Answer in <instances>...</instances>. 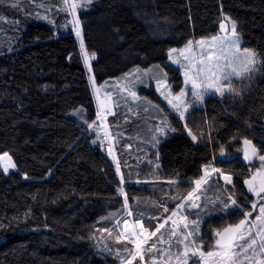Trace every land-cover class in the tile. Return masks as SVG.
I'll return each mask as SVG.
<instances>
[{
    "label": "trees",
    "instance_id": "obj_1",
    "mask_svg": "<svg viewBox=\"0 0 264 264\" xmlns=\"http://www.w3.org/2000/svg\"><path fill=\"white\" fill-rule=\"evenodd\" d=\"M56 2L0 0V155L7 152L17 168L5 174L0 162V264H118L125 247L101 243L100 232L126 205L113 161L86 131L97 105L80 42L58 33L60 20L36 18L52 15ZM80 18L98 84L159 66L178 88L170 50L214 36L225 20L236 22L244 46L264 62V0H94ZM203 118L199 141L182 130L162 143V180L147 183L137 205L130 197L135 218L147 226L157 222L159 200L186 195L205 166L232 174L238 199L247 198L252 162L243 161L241 148L248 139L264 155V67L241 97L210 98ZM214 192L213 219L224 221L227 203Z\"/></svg>",
    "mask_w": 264,
    "mask_h": 264
},
{
    "label": "rangeland",
    "instance_id": "obj_2",
    "mask_svg": "<svg viewBox=\"0 0 264 264\" xmlns=\"http://www.w3.org/2000/svg\"><path fill=\"white\" fill-rule=\"evenodd\" d=\"M70 2L71 0H69V3ZM64 7V0H58V2L49 8L52 15L50 14L49 16L46 14L47 12L42 11L36 14V18L38 20L53 24H56L60 20L62 25L57 29L58 33L71 32L80 42V38L76 35L73 14L70 9L68 11L63 10ZM89 7L90 5L87 8ZM87 8H77L75 12L76 18H78L80 21L82 37L84 30L82 27L83 21L80 18V13L85 11ZM3 17L5 18V15L1 14L0 19ZM44 17H47V19ZM2 21L4 20L2 19ZM222 24L225 25V27L221 28L220 32L214 36L199 39H189V41H192V49L190 51H184L182 53V50L185 49L189 42L188 41L184 46L180 48H174L176 49V52L171 53V55L169 52V63L178 70V73L182 78L181 86L178 88H176L177 84L170 77L169 72L159 66L146 69L136 68L132 72L127 73L122 77L110 79L106 82H103L102 84H98L92 73V54L88 52L83 41V49L81 48V50L84 54V57L85 52L88 54V59L85 60L88 70L89 64L91 65L89 78L97 105V116L93 121H89L86 126V131L88 132L89 136L92 137V141H94V143L98 145L100 149L113 161L120 181L119 193L122 195L124 201L125 197L127 198V205L125 204L126 209L123 215L117 218L112 226L105 228L100 232L101 243L107 244L108 241H113L116 244L117 237L120 236V242L117 243H121L125 249L127 248L134 250V245L131 244L128 239H125V237L130 234L129 230L138 231V229H136L137 221L142 222L143 225L151 232L155 229L156 225L162 223L164 219L171 215V212L175 210L178 215L173 217V220L179 222L181 216L187 215L189 221L197 220L199 222V234L190 239H195L197 244H199V242L202 240L203 250L207 252L213 249L214 241L217 238L215 236V232L217 230H222L229 225H235L239 223L240 220L245 219L246 213L251 212V216L248 217V223L243 229L245 233L250 230L251 236L246 235L245 240L239 241V243L244 244L246 241L252 238L257 239L258 243L253 247V249H249L247 253L249 259H244L243 264H261V262L264 261V252H262L260 249L261 238L257 235V233L264 231V220H257V217L259 216V208L264 206V198H262L264 197V193H261V197H257L254 193L248 191L245 183L248 196L246 199L241 201L238 199L239 193L234 186L233 175L224 172L221 168H218L214 165L209 166L210 168L214 167L219 169L225 175L231 176L232 182L227 183L219 173H212V175L208 178V182L203 184L201 190L197 193L199 199L196 200L195 203L199 204L198 208H189L187 206V204L191 203V201H188L187 203L184 201V197L187 194L182 196L180 199H177V201L172 206H170L168 202L174 197L170 196L167 202L159 200L160 204L157 207L158 214L156 217L157 222H150L147 226L143 219L135 218L131 206V196L137 205V203L140 201V198H138L140 197V194L146 195L148 193L145 190V188H147V183L162 180V159L160 153V147L162 143L170 136L176 135L182 130L188 134L189 129L194 135H197L196 141H199L200 139L197 129L199 127V121H203L204 119L203 115L204 111L207 110L209 99L217 98L219 100H227L237 96L228 92H225V94L221 96L219 93H215L214 91H208L204 93L203 101L198 102L193 96L191 84L185 85L184 82V73L186 71L185 66L190 68L192 64H195L196 68H199L201 65L198 63V60L203 56H206L209 53H214L215 55L213 58L215 59V56L221 55V49H223L226 53L229 52V41L224 39V37L230 35L232 21L226 22L225 20L222 22ZM4 27H6V25ZM3 30V25H0V35L3 33ZM212 37H221V39L213 42L211 40ZM199 40H205L208 43L203 48H201L197 44V41ZM240 48L241 51L244 48H247L244 46L241 37ZM227 59L232 60V55L229 54ZM225 62L226 61H221V63ZM235 66L239 67L238 64H235ZM257 67H260V65ZM259 75L260 71L253 73L250 79L247 77L243 79L232 77L231 83L233 87L239 90L241 93L238 95V97H241L245 92L249 91L254 84L257 83ZM157 81L161 82L159 86ZM167 88H170V99L177 96L182 90L185 92L182 101L173 100V103L180 105L181 110H183L184 106L190 105V107H188L187 111L185 112V118L183 120L180 119L179 113L172 107L171 104L168 103V100H166L165 97L161 95V92H166ZM130 92H135L139 99L134 100L131 95H129ZM154 96L158 97L159 100H156ZM162 121H166L167 124L171 126V128L175 129V131L165 128V135H160L157 129L160 127H165V124L162 123ZM212 123H209L210 128L213 126ZM185 125H187V127H185ZM154 137L160 142L156 143ZM221 148H223V155L227 154L226 148ZM244 150L245 144L243 141L241 156L244 162H248L244 158ZM262 163L264 162H261L258 158H256L255 161L248 165V173L244 179V182L247 179L252 178L256 173L260 172L261 175H257L255 180L256 185L259 186L261 181L264 180V170H262L260 167ZM117 165H119V172L117 171ZM125 169L128 172L127 174ZM8 173L10 174L11 172H6L5 174ZM121 176L123 177V183H121ZM167 182L172 183L171 181ZM220 184L222 185L223 189L218 187ZM232 185L234 188L229 190ZM194 187L195 185H193L188 192L192 191ZM120 189H123V192H121ZM214 190L219 192L220 201H222V203L224 201L227 203V207H224L225 211L222 213L223 217H225L224 221H216L213 219L217 216L212 207V205L216 207L215 204L217 200L211 201V195L215 193ZM177 195L178 193L175 196ZM230 196L232 199L236 200V205L232 204V200L229 199ZM181 203H185L184 209L177 207V205ZM253 203H256L257 205L255 209L252 208ZM164 207L169 209L167 213L163 211ZM129 211L131 212V215H129ZM125 221L127 222V229ZM205 221L209 222L207 223L206 228H202L203 230L201 232V226ZM172 228V222L169 221L168 224H166L165 227L157 233L156 237H152L142 247L141 251L144 254V259L140 260V258L137 257L136 260L132 261V264H178L174 254L182 250L183 245H178L175 243L177 239L181 238L179 235L170 237V231ZM192 229L193 226L191 224H189V229L187 230L183 228V224L180 225L181 232L186 233ZM160 237L163 238V241H168L169 243L161 242L159 240ZM154 242L156 243V248L160 251H146V249ZM124 251L125 254L127 253V255L120 257L118 259V264H128V260L131 259L130 252L126 250ZM236 251L239 252L240 249L237 248ZM161 253L167 254L162 255ZM188 264H193L192 259H189ZM237 264H240L239 259H237Z\"/></svg>",
    "mask_w": 264,
    "mask_h": 264
},
{
    "label": "snow or ice",
    "instance_id": "obj_3",
    "mask_svg": "<svg viewBox=\"0 0 264 264\" xmlns=\"http://www.w3.org/2000/svg\"><path fill=\"white\" fill-rule=\"evenodd\" d=\"M93 3V0H71L69 3V0H64L65 7L63 10L68 11L71 10L73 14V18L75 21V28H76V35L80 38V44L81 48L83 49V37L81 35V29H80V21L78 18H76V9L77 8H87L89 5ZM15 6V5H13ZM47 19V17H44ZM225 25L221 24V28H224ZM221 37H212L211 40L213 42L220 40ZM224 39L229 41V52H224L223 49H221V55L215 56L214 53H209L206 56H203L201 59L198 60V63L201 65V67L196 68L195 64H192L190 68L186 67V71L184 73L185 76V85L191 84L192 90H193V96L198 102H202L204 99V93L208 91H214L215 93H219L221 96L225 94V92L231 93L233 95H240L241 93L239 90L233 87L231 80L232 77L243 79L245 77L251 78L253 73H256L260 71V67H257L260 65L261 67H264V62H262L258 54L250 50L248 48H244L241 51L240 48V37L237 33V24L236 22H232L231 24V31L230 35L224 37ZM208 42L205 40H199L197 41V44L203 48ZM192 49V41H189L186 45L185 49L182 50V53L184 51H190ZM176 52V49H172L170 51L171 53ZM231 54L233 59L228 60V55ZM239 54V55H237ZM92 59L95 58V53L91 56ZM85 59H88V54L85 52ZM221 61H226L225 63H221ZM178 62V61H177ZM235 64H238L239 67L235 66ZM230 69V70H226ZM89 71H91V65L89 64ZM191 72V74H190ZM166 78V74H165ZM226 82V83H225ZM160 81H157L158 86L160 85ZM170 88H167L166 92H161V95L165 97L166 100H168V103L172 105V107L179 113V117L181 120L185 118V112L187 111V108L190 107V105L184 106L183 110H181L180 105L177 103H173V100L176 101H182L183 96L185 95V92L182 90L177 96L173 98H169L170 96ZM129 95L136 100L139 99V97L136 95L135 92H130ZM150 103V102H148ZM162 123L165 124V127H160L157 129L158 133L160 135H165V128H169L171 131H175L174 128H171L169 124H167L166 121H162ZM187 127V125H185ZM188 134L191 136L193 141L197 140V135H194L191 130H188ZM201 135H203L201 133ZM156 143H159L160 141L156 139ZM245 150H244V158L246 160H252L253 158H258L261 162H264V155L259 154V150L252 144L251 140L245 139ZM221 155H223V148H221ZM158 156V154H157ZM0 162H3V171L6 173L8 172L9 168H15V163L12 162V157L7 153H3L0 155ZM261 169L264 170V163L261 164ZM117 171L119 172V165H117ZM212 173H219L223 179L227 183L232 182L231 176L225 175L223 172H221L219 169L205 166L204 168V175L201 176L199 179H196L193 183L195 187L192 189V191L188 192L187 195L184 197L185 203L188 201H191V203L187 204L189 208H198L199 204L195 203L196 200L199 199V196L197 193L201 190V187L203 184H206L208 182V178L212 175ZM261 175L260 172L253 175L251 180H246L245 183L248 185V191L254 193L257 197H261V193H264V180L261 181L259 186L253 183V181L256 180V176ZM27 178V177H25ZM121 183H123V177L121 176ZM121 192H123V189H120ZM178 197H173V199H177ZM264 198V197H262ZM229 199L232 200V204L236 205L237 202L235 199H232L230 196ZM185 203H181L177 205L178 208L184 209ZM125 204L127 205V198L125 197ZM227 207V205H226ZM257 207L256 203L252 204V208L255 209ZM163 211L167 213L169 209L167 207H164ZM129 215H131V212L129 211ZM178 213L173 210L171 212V215H169L162 223H159L155 226V229L153 231H149L148 228H146L143 223L140 221L136 222V229L137 230H129L130 234L125 237V239H128L131 244L134 245V250L131 249H125L126 251L130 252L131 259L128 260V264H132L133 260H136L137 257L140 258V260L144 259V254L141 251L142 247L147 243L148 240H150L152 237H156L157 233L160 232L162 228L165 227L166 224H168L169 221L172 222V230L170 231V237L171 236H180L181 238L177 239L175 241L178 245H183L182 250L175 253V259L178 261V264H188L189 259H192L193 264H237V259H239L240 264H243L244 259H249L247 256V253L249 249H253L255 245H257L258 241L255 238H252L244 244H240L239 241H244L245 236H251L250 230L245 233L243 229L245 228V225L248 223V217L251 216V212L245 214V219H242L239 221V223L235 225H229L222 230H217L215 232V236L217 237L214 241V246L212 250H209L205 252L203 250V241L201 240L199 244H197V241L195 239H190L196 235L199 234L200 228H199V222L197 220H191L189 221V218L187 215L181 216L180 221L173 220L172 218L177 216ZM155 219V218H153ZM257 220H264V206H261L259 208V216L257 217ZM183 224L184 229H189V224L193 226V229L190 231L181 232L180 231V225ZM126 229H127V222L125 221ZM258 236H260V249L262 252H264V231H261L257 233ZM159 240L164 243H169L168 241H163V238L160 237ZM117 242H120V236L117 237ZM171 246V245H170ZM239 248L240 251H236V249ZM154 250L160 251L156 248V243H152L146 251L153 252ZM110 251V249H109ZM167 254V253H161ZM261 264H264V261L261 262Z\"/></svg>",
    "mask_w": 264,
    "mask_h": 264
},
{
    "label": "water",
    "instance_id": "obj_4",
    "mask_svg": "<svg viewBox=\"0 0 264 264\" xmlns=\"http://www.w3.org/2000/svg\"><path fill=\"white\" fill-rule=\"evenodd\" d=\"M253 144V143H252ZM254 145V144H253ZM255 146V145H254ZM246 147V146H245ZM256 147V146H255ZM257 148V147H256ZM258 150H259V154H261V152H260V149L259 148H257ZM255 159L256 158H253L252 160H247L248 162H253V161H255ZM14 171H17V168L15 167V170ZM14 171H12V172H14ZM9 174V173H8ZM252 178H249V179H247V180H251ZM253 183L254 184H256V181H253ZM246 186H247V188H248V185L246 184Z\"/></svg>",
    "mask_w": 264,
    "mask_h": 264
},
{
    "label": "bare ground",
    "instance_id": "obj_5",
    "mask_svg": "<svg viewBox=\"0 0 264 264\" xmlns=\"http://www.w3.org/2000/svg\"><path fill=\"white\" fill-rule=\"evenodd\" d=\"M15 170V168H9V170H8V172H12V171H14ZM142 223V222H141Z\"/></svg>",
    "mask_w": 264,
    "mask_h": 264
}]
</instances>
